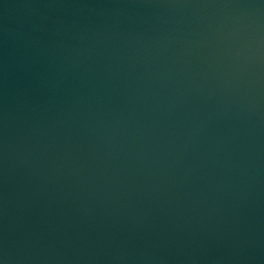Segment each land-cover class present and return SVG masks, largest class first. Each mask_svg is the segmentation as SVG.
<instances>
[{
	"label": "water",
	"instance_id": "obj_1",
	"mask_svg": "<svg viewBox=\"0 0 264 264\" xmlns=\"http://www.w3.org/2000/svg\"><path fill=\"white\" fill-rule=\"evenodd\" d=\"M0 264H264V0H0Z\"/></svg>",
	"mask_w": 264,
	"mask_h": 264
}]
</instances>
